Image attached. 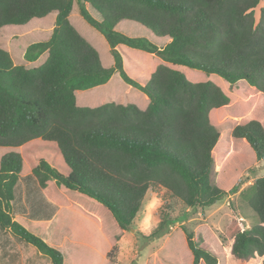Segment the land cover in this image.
Masks as SVG:
<instances>
[{"label":"trees","instance_id":"obj_1","mask_svg":"<svg viewBox=\"0 0 264 264\" xmlns=\"http://www.w3.org/2000/svg\"><path fill=\"white\" fill-rule=\"evenodd\" d=\"M260 3L0 0V31L22 26L21 36L12 34L11 39L37 36L23 44L18 61H13L10 46L0 42V228L33 245L52 264H63L61 251L12 215L14 186L27 174L55 205L93 218L92 204L118 231L132 227L148 190H165L170 199L183 204L186 215L236 191L240 180L229 190L212 182L223 131L211 122L210 114L229 104L230 98L214 81H190L184 68L215 76L219 82L221 78L224 87L243 80L264 96V4L258 19L255 15ZM76 12L104 39L110 66L105 67L98 50L75 27ZM124 21L139 25L137 29L151 37L118 29L121 23L127 26ZM38 26L45 27V39H38ZM154 38L166 43L159 45ZM127 48L153 62L141 82L125 68L121 50ZM115 73L123 85L141 92L147 101L143 108L144 101L77 105L78 94L107 86ZM231 136L246 145L257 162H264L260 121L251 118L236 124ZM242 195L253 211L251 224L241 225L229 203L234 218L225 233L217 238L205 228L203 237L211 246L200 244L185 226L170 232L177 218L168 212V202L144 237L170 232L164 250L180 264H250L261 256L264 264V175ZM105 236L110 237L107 232ZM177 244L182 251L173 248Z\"/></svg>","mask_w":264,"mask_h":264},{"label":"rangeland","instance_id":"obj_2","mask_svg":"<svg viewBox=\"0 0 264 264\" xmlns=\"http://www.w3.org/2000/svg\"><path fill=\"white\" fill-rule=\"evenodd\" d=\"M263 4L264 0H261V3L255 8L256 19L259 17V8ZM89 10L95 14L91 8ZM77 14L79 13L76 12L73 16L75 27L98 50L105 67L110 66L112 57L104 39L97 31L83 23ZM50 20L51 17L45 21L46 24ZM124 22L132 30L135 26H138L136 28L140 27L131 21ZM24 28L9 26L0 31L1 46H10L9 52L13 61L20 60V50L23 44L37 37L32 33L11 39L10 35L18 34ZM37 31L39 40L48 36L44 26H38ZM121 52L124 55L126 70L130 74L138 75L135 80L141 82L140 76L146 74L153 62L147 59L144 53H137L133 49L127 48ZM184 69L186 70L184 74L190 81H214L223 88L230 98L229 104L210 114L211 122L217 124L219 130L223 131L219 148L217 147L215 150L216 160L214 161L212 182L226 190H229L238 180L241 185L236 191L225 196L223 200L210 206L198 208L196 211H187L188 215L185 214L186 209L183 204L176 199H170L165 190H148L132 227L125 231H118L113 228V224L108 221L106 215L100 214L90 202H88L91 204L89 209L94 213L93 218L75 208L62 206L59 208L60 206L52 205L51 201L48 202L43 196L35 178L29 174L24 175L21 177L23 183L19 181L16 190L14 189V206L18 210H14L13 206L12 213H18L19 217H22L18 222L28 231L61 251L64 256L63 264H151L153 260H156L155 264H180L179 258H175L170 251L164 250L165 244L170 238V232L179 230L180 226H185L193 231L195 239L200 244L211 246L212 244L205 242L203 237L206 236L205 228L217 238L220 234H224L225 227L234 218L230 204L237 213V220L241 225L248 227L251 224L254 219L253 211L247 206L242 194L255 178L264 175V162H257L246 145L235 141L231 136V130L236 124H243L251 118L260 121L264 127V96L253 87L246 86L247 84L243 80L232 87L229 85L224 87L223 83L225 82L221 78V82H219L217 77L206 76L207 74L202 71L187 67ZM142 97L139 90L123 85L121 78L115 73L110 84L99 90H91L88 94H78L76 100L79 106H90L104 101L141 104L144 101ZM23 188L24 191L27 190V201H24ZM165 202L170 204L167 210L172 217L177 218V221L171 227L169 234L156 238L144 237L148 236L157 225L160 211L165 206ZM26 206L32 212L28 216L24 210ZM106 232L108 236L110 235L109 239L105 236ZM212 242L214 243L215 240ZM113 245L115 248L111 251L110 257H107ZM221 247L228 257V248L224 244ZM173 248L182 251L180 244ZM9 257L12 260H9ZM262 258V256L258 257L250 264H260ZM0 264L52 263L49 257L40 253L33 245L17 238L10 230L0 228Z\"/></svg>","mask_w":264,"mask_h":264},{"label":"crops","instance_id":"obj_3","mask_svg":"<svg viewBox=\"0 0 264 264\" xmlns=\"http://www.w3.org/2000/svg\"><path fill=\"white\" fill-rule=\"evenodd\" d=\"M118 29H120V30H122V31H126L127 33H129V34H132V35H138V34H145V35H148L149 37H151L150 36V34L144 29V30H142V29H140V30H138L137 28H134V30L133 31H131L130 30V28L128 27V26H124V24L123 23H121V24H119L118 25ZM135 31H139V32H141V33H135ZM154 41L155 42H157L159 45L160 44H164V43H166V40L163 42V41H161V40H159L158 38H154ZM156 61V63L157 62H159V60H155ZM146 103H147V101L145 100L143 103H142V105H140V107H144L145 105H146ZM29 175H31V174H29ZM26 176V175H25ZM33 176V175H32ZM36 180V179H35ZM19 181H20V183H23V181H22V178L20 177L19 179H18V181L16 182V184H15V186H14V189L16 190V187H17V184L19 183ZM37 182V181H36ZM37 185H38V183H37ZM36 185V186H37ZM38 187H39V185H38ZM24 188H27L26 186H24ZM24 188H23V196H24V201H27L26 200V198H27V196H26V194H27V190L26 191H24ZM41 192H42V194H43V196L45 197V195H44V193H43V191L41 190ZM46 198V197H45ZM46 200H48L47 198H46ZM14 202H15V198L13 199V202H12V209H13V206H14ZM48 202H50L49 200H48ZM50 203H52V202H50ZM25 204V203H24ZM52 205H55L54 203H52ZM56 207H58L57 205H55ZM25 209V212L27 213V216L28 215H30L32 212H30L29 210H28V208H27V206L26 207H24ZM59 208H62L61 206L59 207ZM16 209V211L18 210L17 209V207H15L14 206V210ZM12 215L14 216V219L16 220V221H20L21 220V218L19 217V215H18V213L17 214H14V213H12ZM21 216V215H20ZM46 221H49V219H46V218H44ZM56 248V247H55ZM11 257H9V260H12V259H10Z\"/></svg>","mask_w":264,"mask_h":264}]
</instances>
